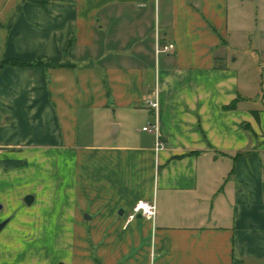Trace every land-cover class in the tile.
Here are the masks:
<instances>
[{
	"label": "crops",
	"instance_id": "1",
	"mask_svg": "<svg viewBox=\"0 0 264 264\" xmlns=\"http://www.w3.org/2000/svg\"><path fill=\"white\" fill-rule=\"evenodd\" d=\"M3 221L0 264H264V0H0Z\"/></svg>",
	"mask_w": 264,
	"mask_h": 264
},
{
	"label": "built area",
	"instance_id": "2",
	"mask_svg": "<svg viewBox=\"0 0 264 264\" xmlns=\"http://www.w3.org/2000/svg\"><path fill=\"white\" fill-rule=\"evenodd\" d=\"M175 50V45L173 43L160 44L157 43V53L160 52H173ZM148 105L153 107L155 110L156 120L155 123L151 126H145L143 129L146 131L154 132L156 135V149L162 150L165 148V142L161 139L159 123H158V110H159V101L157 98L149 99ZM157 213V206L155 201L149 200H139L133 207L132 212L128 216V221L134 220L139 214L143 217L154 220Z\"/></svg>",
	"mask_w": 264,
	"mask_h": 264
},
{
	"label": "trees",
	"instance_id": "3",
	"mask_svg": "<svg viewBox=\"0 0 264 264\" xmlns=\"http://www.w3.org/2000/svg\"><path fill=\"white\" fill-rule=\"evenodd\" d=\"M4 65H18V66H30V65H35L37 63H30L18 59H13V60H8L3 63ZM38 64H42V61H39Z\"/></svg>",
	"mask_w": 264,
	"mask_h": 264
},
{
	"label": "water",
	"instance_id": "4",
	"mask_svg": "<svg viewBox=\"0 0 264 264\" xmlns=\"http://www.w3.org/2000/svg\"><path fill=\"white\" fill-rule=\"evenodd\" d=\"M25 201L27 204H32V202L34 201V196L29 194L25 197ZM139 217H142L141 214L138 215ZM6 222L7 221H3V222H0V231L2 230V228L6 225Z\"/></svg>",
	"mask_w": 264,
	"mask_h": 264
},
{
	"label": "rangeland",
	"instance_id": "5",
	"mask_svg": "<svg viewBox=\"0 0 264 264\" xmlns=\"http://www.w3.org/2000/svg\"><path fill=\"white\" fill-rule=\"evenodd\" d=\"M141 127V126H140ZM112 128H113V126H112ZM147 133H151V132H147Z\"/></svg>",
	"mask_w": 264,
	"mask_h": 264
}]
</instances>
